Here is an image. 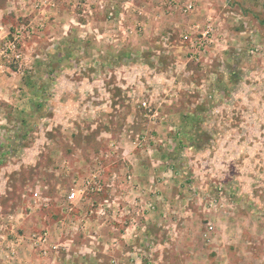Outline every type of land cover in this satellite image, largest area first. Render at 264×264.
I'll return each instance as SVG.
<instances>
[{
  "label": "rangeland",
  "instance_id": "obj_1",
  "mask_svg": "<svg viewBox=\"0 0 264 264\" xmlns=\"http://www.w3.org/2000/svg\"><path fill=\"white\" fill-rule=\"evenodd\" d=\"M205 1L210 12L215 10L214 23L223 38L218 54L226 56L219 63L217 74L202 82L217 85L219 94L215 89L206 106L203 102L197 105L194 113L198 119L194 124L155 125L147 118L143 123L136 120L151 116L168 98L160 95L162 100L158 98L156 105L151 101L149 110L143 109L139 100L135 105V72L130 71L131 61L122 62L123 72L115 71V62L106 66V72H100L96 64L91 67L93 72H84L80 56L61 63L66 68L72 67L74 72H51L58 64L52 58L38 63L31 59L35 51L30 52L31 56L25 55L26 71L11 73L13 78L7 83L16 88L9 95L3 94L8 98L0 100L7 108L0 111V121L6 119L0 125V133L9 136L12 147L14 140L19 148L23 147L14 155L0 153V230H11L6 237L1 236L3 231L0 234V264H71L63 245L69 246L71 234L79 235L80 228L71 232L67 224L68 237L64 240L59 237V241L48 235L47 226L25 230V223L33 220L29 211L42 208L34 193L43 192L41 195L49 200L64 197L89 174L93 158L101 150L109 149L112 142L113 146L121 147L116 161L130 156L135 148L134 171L129 172L135 183L132 190L135 224L136 219L149 213L160 212V218L154 221L151 237L148 225L135 226L133 247L107 245L106 251L101 240L105 235L115 237L112 229L117 227L112 221L102 223L103 219H98L85 248L71 244L70 250L76 257L90 258L88 264H225L212 249L220 250L227 247V240H237L235 246L240 248L237 260H261L254 254L244 256V248L253 246L250 242L254 237L258 244L264 245V0ZM155 4L180 8L187 15L200 10L198 1L192 0L184 3L156 0ZM186 4H192L195 10H184ZM48 32L50 29L45 30ZM78 32L74 31L75 38ZM38 40L41 36L34 35L29 42ZM179 42L181 37H177ZM206 73L210 75L202 72L204 79ZM140 77L141 85L147 82ZM182 81L177 77L174 85L182 86ZM88 82L102 90L94 95L98 98L97 108L91 109L89 99L79 93ZM170 83L168 77L161 76L151 84L159 88ZM56 87L63 96L62 103L69 101L64 97L69 94L74 104L70 110H54L58 94L52 90ZM174 100L180 102L176 97ZM20 137L25 139L19 141ZM109 170L120 178L128 175L118 163ZM121 186L115 185L106 196H121L124 193ZM124 195L131 199L132 193L125 191ZM52 206L53 203L45 207ZM192 214L199 217L189 224L195 242L189 239L185 242L180 238L181 232ZM220 216L226 219L218 222ZM3 217H7L6 222ZM216 228L217 238L223 242L215 240ZM43 233L47 234L46 242L39 244L37 240ZM196 236L199 239L195 240ZM181 243H185L187 252L180 255L170 251L179 249ZM57 244L61 245V251L54 253L52 247Z\"/></svg>",
  "mask_w": 264,
  "mask_h": 264
},
{
  "label": "crops",
  "instance_id": "obj_2",
  "mask_svg": "<svg viewBox=\"0 0 264 264\" xmlns=\"http://www.w3.org/2000/svg\"><path fill=\"white\" fill-rule=\"evenodd\" d=\"M66 1L52 0L51 6L49 5L39 10L34 7L36 5L35 2H38V0H0V39L20 24L31 23L36 25L43 22L45 27H43L44 32L41 30L37 34L41 36V40H38L39 42H29L32 37H27L24 40L23 49H25V55H29L32 50L35 51V55L31 59H34L38 63V60H49L51 58V60L58 62V64L55 63L54 69L50 70L51 72H74L72 67L66 68L61 63L64 64L67 61L75 60L76 57L80 56L84 62V72H87V70L88 72H93L91 67L94 64L99 65L100 72H106V66L112 62L116 64V72H123L125 68L122 62L126 60L131 61L130 71L135 72V105L138 103V100L140 102L147 101L150 103L153 101V104L156 105L158 98L162 100L159 97L160 95L164 99L166 97L168 98L167 102H163V106L160 109L157 107L153 115L136 119L140 122L142 121V123L147 118L149 121L155 123V125L171 123L179 125L185 123L194 124L198 119L197 113H194L197 105L203 102L206 106L210 97L213 96L215 89L219 94L217 85H205L202 82L207 81L209 76L213 78L217 74L219 71L217 70L219 63L226 55L222 56V54L212 57L209 52L203 56L202 63L198 65L192 61L190 54L197 52L193 48L191 49L188 43L179 42L177 44V37L179 38L184 33H193L190 28L193 24L197 23L202 26L207 18L214 17L215 10L213 6L211 7L213 10L210 12V5H207L205 0H192L198 1L200 10L190 15L183 14L180 8H170L169 5H156V0H139L138 3H135L137 0H71V4L65 5ZM177 1L184 3L189 0ZM65 7H67V10L64 9ZM49 29L50 33L48 32L49 34H46L45 30L47 31ZM75 30L76 32L79 31L77 38H75L76 35L74 36ZM176 33L180 35L178 34L177 37L174 36ZM166 35H169L168 38L170 40L168 42L163 38ZM28 58L27 56V60ZM38 63L36 64L38 65ZM23 64L20 66L21 70L17 68V65L11 66L13 72H15L14 74L18 70L20 74L26 71ZM202 72H209L210 75L206 73L204 79ZM8 75L0 76V100L4 97L8 98L3 94L8 93L9 95L11 90L16 88L7 83L9 78H13V75L10 74V77ZM140 76H143L147 81L143 85L140 84ZM161 76L168 77L171 83L159 88L151 84L154 78H160ZM177 77L183 80L182 86L174 85ZM80 90L83 92L79 93L83 94V97L87 100L89 99L91 109L97 108L95 104H97L96 100L98 98L94 95H97V93L98 95L101 94L102 90L98 91L96 86L89 82L87 84L85 83L84 87L80 88ZM52 91L58 94L56 106L53 104V107H55L54 110H70L72 108L74 104L71 102L68 96L69 94H67L68 97L64 96L67 99L69 98V101L65 104V102L62 103L60 101V97H63L61 96L62 94L60 95V90H57L56 87ZM156 93H158V97H155ZM175 97L176 100L178 99L180 101L179 103L172 102V99L174 100ZM2 108L7 109L5 104L0 101V111H2ZM189 110H192L190 111L191 114H188ZM5 121L6 119L1 120L0 125ZM8 138L9 136L7 134L0 133V140L3 141V143H0V153H3L4 156L14 155L23 149V147H18L17 140H14L16 143L12 147L11 140ZM23 139L25 137H20L19 141ZM20 144L21 142L19 146H22ZM146 199L153 201L152 197H147ZM59 200L60 198L41 200L39 205L42 208H34L35 210L32 209L29 211V215L33 216V220L28 221L27 224L25 223V230L34 229V227L36 229H43L47 226L49 230L47 232L48 235L53 238L56 236V241H59V237L61 240L67 239L66 237L68 235L65 226L73 218L63 211V208L59 205ZM52 203L54 206L48 207V209L45 207L46 204L51 205ZM146 208L148 210L147 206ZM158 213H154L153 215L149 213L147 217L142 215L136 219L138 221L136 227H143V224L148 225V236L151 237L150 231L155 227L154 221L160 218V212ZM29 215L26 214L28 217ZM59 218L65 219L62 224L60 223L61 225L65 223L63 226L58 224V220L60 222ZM193 219H199V217L193 215L186 221V227L183 229V233L181 232L182 236L180 238L185 242L188 239L194 241V237L190 236L193 234L189 232V224L191 221H194ZM223 219L226 218L220 216L217 218V221L221 222ZM2 220L6 222L7 217H3ZM47 221L48 225L46 224ZM95 222L91 218L87 220L84 229L82 227L81 231H79V235L71 234L73 238L70 239V245H63L66 247V257L71 258V264L90 263V258L88 257H76L75 252H71L70 246L73 243V246L75 245L74 247L80 245L85 248V244L90 237L88 233L92 232V227ZM2 231L0 230V234ZM10 231L4 230L1 236L6 237ZM216 233L215 240L219 238L217 228ZM104 237L105 239L108 238L107 240L111 239L107 235ZM195 238L197 240L199 236ZM218 240L223 242L222 239ZM253 241L254 244L251 243ZM256 241L257 239L254 237L250 242V245L253 246H250L248 248L249 250L244 248L246 252L244 256L248 257L249 254H254L261 259L254 258L255 262H250L248 261L249 259H246L248 262H245V260H237L236 256L239 255L240 249L235 246L237 240H227V247L220 248V250L211 249L213 252L215 251L216 257L218 256V258L224 259L225 264H264V245L262 246ZM180 242L181 240L178 241V243ZM183 244L184 248L182 249ZM8 246L9 244L6 247ZM180 246L179 249L174 248V251L171 249L170 251L174 253L178 252L180 255L183 254L182 252H187L185 243H181ZM123 247L128 248L130 246L123 245Z\"/></svg>",
  "mask_w": 264,
  "mask_h": 264
},
{
  "label": "built area",
  "instance_id": "obj_3",
  "mask_svg": "<svg viewBox=\"0 0 264 264\" xmlns=\"http://www.w3.org/2000/svg\"><path fill=\"white\" fill-rule=\"evenodd\" d=\"M35 3L36 5L34 7L41 10V8L51 6L52 0H38ZM184 10L192 12L195 10V7L192 4H186L184 5ZM34 25L31 23L20 24L0 39V76L6 75L7 73H15L11 66L17 65L20 68L21 64L24 63L26 58L23 51L24 40L27 37L30 38L37 35L44 27L43 22ZM191 31L193 33H184L180 37L183 43H188L189 47L197 52L190 53L193 62L198 65L201 64L203 56L209 52L212 57L219 55L218 46L222 44L223 38H220L219 27L217 23H214V17L207 18L202 26L198 24L193 26ZM168 36L163 37L166 42L170 40ZM140 105L143 109L149 110L151 103L142 101ZM113 145L114 142L110 144L109 149L105 151L101 150V153L93 158V168L89 174L75 184V189L68 192L59 200V205H61L63 211L73 218L68 224L70 230L77 231V229H81L82 227L84 229L86 221L90 218L96 222L98 219H103L102 223L105 221L116 223L115 226L117 228L112 230L118 237L115 236L109 240H101L102 244H104L102 249H105V251L107 245L109 247L110 245L112 247H116L117 245H135V194L132 191L135 183L133 182V175L129 173L130 171H134L135 148H133L130 156L116 161L115 159L120 157L119 151H121V147ZM114 163H118L128 175L125 174L123 178H120L119 175L109 173V167ZM119 183L122 185L121 187L124 193L114 198H111V196L107 197L106 193L111 191L115 185L118 186ZM125 191H129L130 194L132 193L131 199H129L130 196L125 198ZM42 193H34L37 201L47 199L41 195ZM102 195L105 196L103 197ZM64 221L65 219L61 218L60 222L58 220V224L63 226L65 223L63 225L61 224ZM46 235L45 233L40 234L37 242L39 244L45 243ZM88 235H91V233L89 232ZM92 237L90 236L89 240ZM60 247V244L53 246L54 253H58ZM122 248L124 249L125 247L122 246ZM42 254H46V251L42 250Z\"/></svg>",
  "mask_w": 264,
  "mask_h": 264
}]
</instances>
